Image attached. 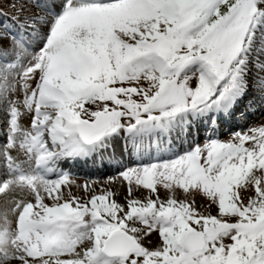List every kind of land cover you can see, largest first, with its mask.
<instances>
[{
	"label": "snow or ice",
	"instance_id": "6c2138e0",
	"mask_svg": "<svg viewBox=\"0 0 264 264\" xmlns=\"http://www.w3.org/2000/svg\"><path fill=\"white\" fill-rule=\"evenodd\" d=\"M0 4V264H264V0Z\"/></svg>",
	"mask_w": 264,
	"mask_h": 264
},
{
	"label": "rangeland",
	"instance_id": "374dc122",
	"mask_svg": "<svg viewBox=\"0 0 264 264\" xmlns=\"http://www.w3.org/2000/svg\"><path fill=\"white\" fill-rule=\"evenodd\" d=\"M0 7H3L2 4H0ZM256 43H258V41H256ZM249 63H251V59H249ZM239 116V113H237V117ZM205 123V122H204ZM211 125H212V121H211ZM216 127H219V121H217V125ZM242 127H247V124H242L238 119L236 121L233 122L232 125L229 126V124H225L224 125V128L226 129V131H222L219 133V135L221 137H223L224 135L227 134V132H233V131H237V130H240ZM199 132L194 134L195 133V130L192 129V134L195 138V140L198 142V141H201L204 139V136H205V133L209 131V129L207 130H198ZM199 134V136H198ZM161 138L158 136L156 138H154V140L151 142V146L153 147L154 145H156V147L153 149V155L156 154V151L159 149L158 147V143L161 142ZM157 142V143H156ZM108 145H111L114 147L115 150V154L113 155H110L108 153H104V152H100L98 153V150L95 151V154L93 155V159L96 158V162H97V167H101L103 164H108V163H113L115 160H113V157L116 156V157H121L123 158V155H124V152H123V148L124 147H121V145H124L123 141H121L119 139V137L116 135V134H113V136L111 137L110 139V142H107ZM106 143V144H107ZM105 144V145H106ZM183 145V144H182ZM163 146V145H162ZM161 146V147H162ZM175 147H176V153H179L181 150L180 148H178V145L175 144ZM187 147H191V145H188ZM183 148H185V146L183 145ZM129 154H131V149L129 150ZM172 154L169 153V154H166V155H161L160 158L163 159V158H170ZM81 166H76L75 168L77 169V171H71L69 173H73L75 175V178L77 179L78 182H83L84 178L85 177H88L90 179H99L101 177L99 176H109V175H112L114 172L116 171H119L120 170V165L117 164L116 167H114L112 170V167L111 168H108V170H103V171H99V172H86L84 169V165L81 163ZM72 177H70L71 179ZM0 179H2V175H0ZM3 194H0V197H2Z\"/></svg>",
	"mask_w": 264,
	"mask_h": 264
},
{
	"label": "bare ground",
	"instance_id": "6f19581e",
	"mask_svg": "<svg viewBox=\"0 0 264 264\" xmlns=\"http://www.w3.org/2000/svg\"><path fill=\"white\" fill-rule=\"evenodd\" d=\"M233 107H235V105H234ZM220 115L222 116V113H220ZM231 122H234V121H231ZM110 139H111V137H105V138H103V141H102V142H104V141H108V140H110ZM97 147H99V145H98ZM116 165H117V164H113V165L107 166L105 169L108 170V168H111V167H112V169H113L114 167H116Z\"/></svg>",
	"mask_w": 264,
	"mask_h": 264
}]
</instances>
